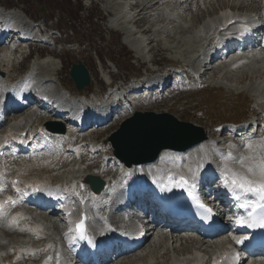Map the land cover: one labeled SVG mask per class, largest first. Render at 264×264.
Segmentation results:
<instances>
[{
  "label": "rangeland",
  "instance_id": "obj_1",
  "mask_svg": "<svg viewBox=\"0 0 264 264\" xmlns=\"http://www.w3.org/2000/svg\"><path fill=\"white\" fill-rule=\"evenodd\" d=\"M6 1L12 3V6L18 5L15 8L21 13L26 12L32 18L37 16L35 14H38L43 16L42 18H51V15H53L55 18L61 19L63 23L68 19L67 27L74 30V34H67L66 31H62L60 33L62 36L50 33V37H57V44L62 45L64 42L72 41L80 47L73 44L71 47L66 48V51H63V47L56 46L51 48L54 50L50 52L46 49L23 50L24 54L30 52L34 55V59L37 55V62L44 59V61L36 65V72L38 73L37 81L43 80L45 84H38L35 90H42L49 97L57 98L61 89L72 95L76 94L71 86L69 70L71 65L76 64L78 61H81L88 69L91 77L90 86L80 93V97L83 100H80V103L78 102L87 113L92 110L95 113L96 110L99 115H103L110 106H114L112 108L116 109V98H127L129 96L130 99L133 95L135 98H142L143 93L141 91L148 83L154 81L156 83L162 82V78H167L170 74H175V79H180V75L184 74V76L193 78L198 82L193 92L151 97L150 100L141 102L140 106L128 110L129 112L125 115L116 117L97 132L84 137L89 144H92L95 140L99 143L103 142L106 147H110L107 142L109 135L119 128L122 121L131 117L136 111L153 112L155 114L167 113L180 122L200 127L208 134L210 141H213L222 131L223 127L220 128V125L223 123L239 124L248 122V120L262 119L264 116V63L248 62L235 70H228L226 66H218L216 64V68L208 72L206 71L208 67H201L203 63L199 59L203 52L204 44H206L207 40L210 42L216 35L213 32L211 22L218 21L220 8L225 9L230 7V5L241 4L240 0H197L191 4L186 1L181 3V5L176 2L177 0H168L166 5H157L137 16H135L137 11H139L137 4L150 6L154 0H82V5L92 10H98L97 14H93L98 16V20L92 21L95 24L90 25L91 32H89L94 34V30H96V35H94L97 37L94 36V39L83 35L89 29L80 33L81 29L86 28L83 20L79 21L78 17H76L77 19L75 18L76 20L72 19L74 17L72 12L78 7L79 1L77 0H71L70 3L68 0H0V5L8 7L9 2L6 3ZM61 1L62 3H60ZM241 1L245 11L254 12L256 10V0ZM132 3L136 4L132 6L135 10L128 13L126 4L128 6ZM261 9H264V7H261ZM134 21L137 23L134 24ZM42 23L40 22V24ZM50 25L47 24L49 27ZM44 26L47 28L46 24ZM207 26L211 29L208 33L205 30ZM100 27H103L107 33L105 43L102 40L99 41V37H101ZM115 33L121 36L122 41L120 44L126 50V54H130L129 57L133 60L129 63L133 64L134 72L139 75L138 79L131 80L125 84L120 82L113 84V80L117 76H119V79H127L125 75L123 77L118 75L117 71L119 70L115 67V65H118L121 68L122 63L127 61L126 58L116 57L117 53H119L118 49L116 48V50L112 46L116 40L114 39L113 41V38L109 37ZM81 45H85L84 48ZM93 50H99L100 60L94 56ZM46 58L49 59L45 60ZM21 59L18 56L14 58L13 67L10 68L12 73H8L9 77L16 78L19 76L20 70H26L27 61L21 64ZM10 65L11 63H6V67L3 68L5 71L4 79ZM104 87L109 89L105 94H103ZM133 89H136L137 92L132 93ZM114 92H118V94L115 95ZM160 99H162L161 102ZM68 101L66 99L65 101L63 100V102ZM69 103L71 105L72 102ZM106 105H108L107 108ZM34 117L32 116L33 120L38 116L34 115ZM46 120L43 119L41 122L45 123L47 122ZM207 151L214 154L211 145ZM108 152H110L109 148ZM52 158L54 157L46 156L34 160H17L14 162V166H18V169L19 166L38 164L44 159L50 160ZM89 161V159H86L83 165L88 166ZM71 167L72 165L69 166V170L67 169L66 173L62 174L59 172L50 173L46 170L43 172L34 171L30 176H26L25 171H16V174L23 180L30 177L49 180L55 178L56 181L62 180L67 183L70 180L79 181L85 178L86 173H94L92 168L84 172L80 169L70 171L72 170ZM54 174H57V176H54ZM108 178L111 179L109 176ZM46 224L48 223L46 222ZM8 232L5 235L4 232L0 231V239L5 236L7 238L6 241L13 246H17L19 243L37 245L39 249L47 246L49 254L47 257L37 256L36 260L34 259L33 261L26 259L15 263V259H10L4 263L0 262V264H38L44 259H52L53 254L51 253L50 255V237L46 238L45 235L46 240L36 243L35 241L32 242L34 239L28 235L17 234L12 231ZM50 234L55 245L58 248H63L61 240L56 237V232L52 231ZM160 244L163 245L162 249L170 252V243H164L162 239L151 238L144 248L131 258L135 259L146 255L149 257L153 253L159 254L161 252L158 248ZM184 246L182 249L186 250L188 245ZM1 247L4 249L0 250V257L7 253L6 248L8 249L9 246L1 245ZM20 247H24V245ZM150 260L151 262L148 261V264H169V259L167 261L164 258L158 259L157 263L151 258ZM40 263L43 264V261ZM48 264H50V261Z\"/></svg>",
  "mask_w": 264,
  "mask_h": 264
},
{
  "label": "bare ground",
  "instance_id": "obj_2",
  "mask_svg": "<svg viewBox=\"0 0 264 264\" xmlns=\"http://www.w3.org/2000/svg\"><path fill=\"white\" fill-rule=\"evenodd\" d=\"M186 1H188L190 4L192 3V2H194V1H197V0H177L176 2H179L180 3V5H181V3H184V2H186ZM238 1V0H237ZM176 2H174V3H176ZM240 2H241V4H234V5H230V7H228V8H225V9H223V8H220V11H222V10H229V11H232V10H235V11H241V10H243L244 8H243V6H242V4H243V2L240 0ZM146 3V2H145ZM168 3V0H154V2L152 3V5H150V6H146V5H140V4H137V6H138V10L139 11H137V14H136V16L137 15H141L143 12H146L147 10H150V8H154L155 6H163V4L164 5H166ZM133 9V8H132ZM134 23H137L136 21H134ZM206 30V32L208 33L209 31H210V27H208L207 26V28L205 29ZM145 32V31H144ZM244 57H242V59H243ZM242 59H237L238 61H240V60H242ZM236 61V59H234V58H231L230 59V62H235ZM243 61L244 60H242V63H243ZM2 62V61H1ZM242 63H229V65H231V66H235L232 70H235V69H237V68H239L241 65H242ZM259 63H261V61H259ZM227 68L229 69V67L227 66ZM23 113H20L18 116H20L21 117V115H22ZM35 114H33V116H34ZM42 118V117H41ZM29 120H30V126H32V125H34V123L36 122V121H40V120H42V119H44V118H42V119H40L39 117H37L36 119H32V117H29L28 118ZM29 124H26V125H20V126H18V127H12V128H9V129H7V132H6V134L0 139V142H2V141H4L5 139H9V138H14V139H17V133L18 132H22L27 126H28ZM42 128V127H41ZM40 129V128H39ZM43 129V128H42ZM66 135H68V133L66 134ZM65 136V134H55V138L56 139H64L63 137ZM220 137H223L224 139H226V138H228V139H231V137H229L228 136V134H226V133H224V132H222L221 133V136ZM82 139H84V137L82 138ZM208 140V139H207ZM205 141V142H203V143H201V144H199V145H197V146H194L193 148H191V149H189V150H187L185 153H184V155H183V157H185V160H187L188 162L189 161H193L194 163H196V164H200V161H208V160H210L209 159V157H208V155H210L211 153H207L206 152V148H205V146L207 145V143H208V141ZM232 140H235V139H232ZM232 140L230 141L231 143H232ZM77 142H79V140H77ZM2 144V143H1ZM233 144L234 143H232V144H228V145H225L224 146V148H225V150H227L228 151V154H230V155H232V156H240L236 161H231V162H229L233 167L235 166L236 167V171L235 172H238V174H240V175H247V168L249 167V166H252L255 162H259L260 160H262V159H264V154H262V153H259L258 151H256L257 149H259V147H262V145H261V142H260V140H258V139H255V138H252L251 139V147H249V146H247V145H245V147H244V149H239V152L240 153H238L237 151H234L233 150ZM218 145V144H217ZM264 148V147H263ZM256 149V150H255ZM234 154V155H233ZM173 158H175L174 157V155H173V152H171V151H164V152H162V154L159 156V158L155 161V162H153V163H149V165H147V166H142L143 167V169H148L149 170V167H151V166H159V165H161V164H164L165 166H166V162L169 160V159H173ZM189 160H188V159ZM241 158H243L244 159V164L243 165H241L240 163H238V161L241 159ZM176 160V159H175ZM66 165H67V163L66 162H61V163H56V164H52V165H50V166H47L46 167V169L50 172V173H52V172H54V171H61L62 173H66L67 172V169H66ZM173 165V166H172ZM171 167L172 168H170V173H169V175H171V176H173V175H175V174H177V173H183L184 171L182 170V168L179 166V165H176V164H171ZM44 169L45 168H41V167H36L35 166V168H32V169H30V170H27L26 171V176H30L31 175V173H33L34 171H39V172H43L44 171ZM72 169H74V168H72ZM132 169H134V168H132ZM69 170V169H68ZM226 171H227V168H226ZM228 173H230L229 171H227ZM96 174H94V175H97L98 177H101V175L99 174V172H95ZM1 174V173H0ZM12 176H14V173L13 172H11L10 173ZM87 174V173H86ZM33 178H35V177H33ZM54 182H57L56 181V179L55 178H53L52 179ZM35 181L36 182H40L41 184H44V185H46V184H48L50 181H49V179H44V178H35ZM48 181V182H47ZM80 183L81 184H83V180H80ZM79 183V184H80ZM24 184H27V185H29V184H31V185H33V184H37V183H24ZM50 184V183H49ZM80 184V185H81ZM38 185V184H37ZM36 185V186H37ZM75 185V183L73 182V186ZM111 186V184H110V182L109 181H105V188H109ZM31 187V186H30ZM77 191H78V188H77ZM108 198V193L107 192H105V193H103V196H102V198L100 199V200H102V199H107ZM16 200V199H15ZM77 205V204H76ZM87 205V204H86ZM97 206H100L99 207V210H100V213H105L104 215H106L107 213H108V211H107V208H103V204L101 203V202H98L97 203ZM13 207V206H12ZM11 207V208H12ZM21 209V208H20ZM20 209H19V207H13V209L12 210H10V212L12 213V216H11V218H10V221H12V223H18V221H22V222H24V219H28L29 220V224L26 226V229L24 230V231H21L20 233L21 234H25L26 233V231L27 230H30V232H32V233H34L35 235L36 234H42V233H44V231H46V229H48L49 227H50V224H51V227H52V229H53V231H55V232H57V234L60 236V237H62L63 235L59 232L60 231V226H59V224L57 223V222H55L54 220L52 221V220H50L51 221V223L47 226V228L45 227V225H44V223L43 222H50V221H48L49 219H48V215L47 214H44V213H40L39 214V216H36V217H32V216H28V217H24L23 215H22V213L20 212ZM2 210H4V207H3V209ZM119 215H120V213L119 214H115L114 216L115 217H112L111 218V220H110V224L111 225H116L117 226V224H115V222H117V219H119L120 217H119ZM116 217H119V218H116ZM50 218V217H49ZM51 219V218H50ZM5 229V228H4ZM8 231H11V229H5V230H3V232L5 233V235H6V233H9ZM156 232L158 233V235H160V236H162V235H164V232L163 231H161V230H156ZM170 237H166V239H164V243L165 242H171L172 243V245H174V243H180V250H179V247L178 248H172V250H173V253H175V254H177V255H182V254H188L190 251H191V249L193 248V249H196L197 248V250H203V240L202 239H199V238H195V236L194 235H191V234H189V233H182V234H170L169 235ZM36 238V240H41V237H35ZM52 239H51V237H50V241H51ZM144 245L145 244H143L142 245V247L141 248H143L144 247ZM184 245H188V246H186V250L184 249H182V247H185ZM7 246H9V245H7ZM162 246L163 245H159V249L160 250H163V253H162V255L163 256H165L166 258L168 257V255H169V251L168 250H165V249H162ZM1 249H4V248H2L1 247V245H0V250ZM9 249V248H8ZM6 250H7V248H6ZM48 252V250L47 249H45V248H43V251H42V253H47ZM138 252V251H137ZM137 252H135L133 255H131V257L132 256H134V255H136V253ZM252 252H261L259 249H256V248H254V249H252ZM50 253H51V248H50ZM31 256L32 255H28V259H32L31 258ZM130 257V256H129ZM124 258V260H122V262H120V263H118V264H144L143 262H146L147 260V256H141V257H137V258H135V259H132L131 257L130 258ZM6 258V257H5ZM33 260V259H32ZM256 263L257 264H261V263H264V260H259V261H256Z\"/></svg>",
  "mask_w": 264,
  "mask_h": 264
},
{
  "label": "water",
  "instance_id": "obj_3",
  "mask_svg": "<svg viewBox=\"0 0 264 264\" xmlns=\"http://www.w3.org/2000/svg\"><path fill=\"white\" fill-rule=\"evenodd\" d=\"M70 77L78 91L89 85L88 72L81 62L72 66ZM203 139L200 129H193L166 114L136 113L109 141L115 156L130 165L152 162L163 150H184ZM96 182L97 188H101L102 182Z\"/></svg>",
  "mask_w": 264,
  "mask_h": 264
},
{
  "label": "snow or ice",
  "instance_id": "obj_4",
  "mask_svg": "<svg viewBox=\"0 0 264 264\" xmlns=\"http://www.w3.org/2000/svg\"><path fill=\"white\" fill-rule=\"evenodd\" d=\"M249 147H251V139L247 141ZM238 163L244 164V159L241 158ZM226 187H231L233 191L243 192L245 195L258 196L261 200H264V159L259 162H255L252 166L247 168V175H240L238 173H232L231 177L227 174L222 176ZM230 180V183H229ZM181 185L186 184L187 181L181 179L179 181ZM2 183H0V191H3ZM239 199V196L235 197ZM13 206L15 205L14 200L9 201ZM4 205L0 204V212H2ZM241 207H247V204L241 205ZM239 223L240 221L237 220ZM259 224L261 228H264V214H262L258 220L253 221V225ZM76 231L81 235L84 234V221L76 225ZM240 241H238L239 243Z\"/></svg>",
  "mask_w": 264,
  "mask_h": 264
},
{
  "label": "trees",
  "instance_id": "obj_5",
  "mask_svg": "<svg viewBox=\"0 0 264 264\" xmlns=\"http://www.w3.org/2000/svg\"><path fill=\"white\" fill-rule=\"evenodd\" d=\"M69 1V3L71 2V0H68ZM60 3H62V1L60 2ZM69 8V7H68ZM70 9V8H69ZM79 11H80V9H77V10H75V11H73L72 12V14H74V17L75 16H77L78 15V13H79ZM93 14H92V12H90V18L89 19H87V21L88 22H90L91 21V19H93ZM116 46V45H115ZM117 49H118V51H119V58H126L127 59V61H126V63H123V65H125L124 66V68L123 67H121V68H119L121 71H123V73H125L127 76H128V79H130L131 78V76H132V71H129V70H133L134 71V69L132 68V64H130L129 62H130V60H131V58H129L128 57V55L125 53V50H124V48H122L121 46H117ZM126 54V55H124V54Z\"/></svg>",
  "mask_w": 264,
  "mask_h": 264
}]
</instances>
